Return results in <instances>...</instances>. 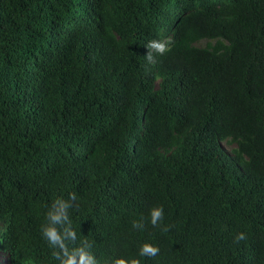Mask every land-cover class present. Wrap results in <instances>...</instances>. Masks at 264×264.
Returning <instances> with one entry per match:
<instances>
[{
	"label": "trees",
	"instance_id": "obj_1",
	"mask_svg": "<svg viewBox=\"0 0 264 264\" xmlns=\"http://www.w3.org/2000/svg\"><path fill=\"white\" fill-rule=\"evenodd\" d=\"M57 199L96 264H264V0H0L8 264H60Z\"/></svg>",
	"mask_w": 264,
	"mask_h": 264
},
{
	"label": "clouds",
	"instance_id": "obj_2",
	"mask_svg": "<svg viewBox=\"0 0 264 264\" xmlns=\"http://www.w3.org/2000/svg\"><path fill=\"white\" fill-rule=\"evenodd\" d=\"M148 49L153 50L157 54H164L167 50V42L166 40H152L149 41L147 45ZM146 58L151 61L153 59L152 52L148 51ZM74 195V194H73ZM54 207H56L55 213L52 211H48L47 218L48 224L47 226L42 228V234L47 239L50 246L54 247L59 245L60 252H53V256L59 260L60 264H96L93 261L92 255L90 253L85 252L81 248H75L69 250L64 245L63 241L61 240V236L57 233L55 224L60 223L62 220L67 221L70 224L68 215L66 214L67 204L63 201L57 199L54 203ZM163 209L161 207H157L151 210V223L155 225L157 221L162 217ZM64 234L70 239L75 240L76 234L72 230L65 228ZM245 238L244 233H237L235 236L236 240H242ZM158 251V248L154 246H150L148 244L143 245L141 248V255L143 254H151L155 255ZM114 264H126V261L123 258L116 259ZM127 264H138V261L132 259L127 262Z\"/></svg>",
	"mask_w": 264,
	"mask_h": 264
},
{
	"label": "rangeland",
	"instance_id": "obj_3",
	"mask_svg": "<svg viewBox=\"0 0 264 264\" xmlns=\"http://www.w3.org/2000/svg\"><path fill=\"white\" fill-rule=\"evenodd\" d=\"M205 43H206V40H203V41L199 42L198 45L205 46ZM221 145L224 148V150H226L228 153H231V149L234 147V145H231V144H228V143H225V142H222ZM0 260L4 264H8L9 263L8 258L6 257L5 254H1L0 255Z\"/></svg>",
	"mask_w": 264,
	"mask_h": 264
}]
</instances>
